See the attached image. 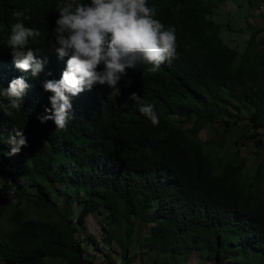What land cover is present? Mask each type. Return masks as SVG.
Returning a JSON list of instances; mask_svg holds the SVG:
<instances>
[{
  "label": "trees",
  "instance_id": "obj_1",
  "mask_svg": "<svg viewBox=\"0 0 264 264\" xmlns=\"http://www.w3.org/2000/svg\"><path fill=\"white\" fill-rule=\"evenodd\" d=\"M61 2L0 0V87L7 89L18 77L29 85L19 110L7 115L6 98L0 109V173L5 178L0 218L7 216L9 222L0 235V264H47L46 258L99 264L86 257L76 233L84 230L87 215H102L103 208L107 213L97 242L109 248L113 239L122 240L120 264L133 263L129 246L135 234L143 247L155 251L153 264H170L169 258L179 264L178 258L194 251L209 264H228L234 257L233 264H264V190L246 182L239 149L217 158L198 137L219 114L229 117L222 121L225 131L246 119L252 136H259L264 48L257 49L256 37L264 26H252L239 54L221 38L212 0H148L154 18L166 29L175 27L177 57L156 73L145 65L128 69L118 96L96 84L80 100L73 97V119L57 130L54 121L41 123L38 117L52 107V93L43 82L60 79L68 59L49 45ZM24 9L31 17L25 24L42 33L29 45L47 61L37 77L17 69L4 46L16 22L13 11ZM133 92L155 105L158 126L129 100ZM14 127L24 131L27 146L10 155L7 140ZM254 144L261 145V139ZM262 171L259 165L258 178ZM140 224L146 233H137ZM97 249L108 264H117L100 244Z\"/></svg>",
  "mask_w": 264,
  "mask_h": 264
},
{
  "label": "clouds",
  "instance_id": "obj_2",
  "mask_svg": "<svg viewBox=\"0 0 264 264\" xmlns=\"http://www.w3.org/2000/svg\"><path fill=\"white\" fill-rule=\"evenodd\" d=\"M56 8L59 17L51 31L53 40H49V45L60 58L68 59L60 79L43 82L44 90L52 93V107L45 109L50 114L38 119L41 123L54 121L57 130L65 129L73 119V97L80 100L96 84L109 86L112 89L110 95L118 96V84L128 69L145 65L148 72L156 73L162 64L177 57L175 27L166 29L159 19H155L156 13L148 6V0H90V3L62 0ZM27 11H13L16 22L11 24L4 46L10 49L17 69L30 71L33 77H37L45 71L47 61L40 58L42 52L39 48L29 46L42 33L25 24V20L31 19L26 15ZM46 75L52 73L49 71ZM28 88L23 77L14 78L7 89L0 87V109L5 108L3 101L6 98L9 101L8 110L4 111L7 115H11V109L19 110ZM129 100L135 101L139 112L153 126L159 125L154 104L144 101L135 92L131 93ZM7 143L10 155L20 153L27 146L24 131L14 127ZM9 196L11 198L12 194Z\"/></svg>",
  "mask_w": 264,
  "mask_h": 264
},
{
  "label": "rangeland",
  "instance_id": "obj_3",
  "mask_svg": "<svg viewBox=\"0 0 264 264\" xmlns=\"http://www.w3.org/2000/svg\"><path fill=\"white\" fill-rule=\"evenodd\" d=\"M201 0H197L200 2ZM215 8L213 10L212 19L219 25V34L223 41L230 47L235 48L239 54L243 53L248 45V39L252 32V26H264V0H212ZM262 41V42H261ZM257 49L264 48V31L257 33L256 37ZM259 83L264 87V70L260 72ZM234 114V111H231ZM223 119H229L227 115L219 114L215 120L205 123L203 128L199 131L198 137L207 144L212 150L217 153L215 156L220 158L225 154L239 149V154L244 160L243 173L246 182H253V186L264 190V127L259 128V136H252V130L248 128L245 123L246 119L237 122L235 126H231L228 130L223 129ZM259 137L262 144L256 146L254 140ZM243 142V143H242ZM220 145V146H219ZM262 166V174L260 178L257 177V168ZM10 170V167H6ZM5 178L0 173V184L4 183ZM62 207L65 203L60 202ZM75 207V205L73 206ZM76 211V207L74 209ZM107 210L103 208L102 215L89 214L85 219V228L83 231L76 233L78 239L84 244L86 249V257L95 260L99 264H108L106 258H103L101 252L97 249V244L114 259L117 264H120L118 259L119 253L123 252V241L117 238L113 239L109 248L104 243H98L102 239V226L100 222H104V216ZM74 217V216H73ZM82 226V225H81ZM9 227L7 216L0 218V235ZM141 224L138 226L137 233H146ZM119 233H122L119 231ZM91 237V239H88ZM130 254L133 256L132 264H139L140 257L137 253H141L145 264H153L155 258V251L148 250L143 247L138 240L137 234L133 236L132 242L129 246ZM179 264H209L204 256H201L194 251L190 257L178 258ZM170 264H175L169 258ZM235 257L230 260L228 264H233ZM47 264H66L60 259L46 258ZM227 264V263H226Z\"/></svg>",
  "mask_w": 264,
  "mask_h": 264
}]
</instances>
